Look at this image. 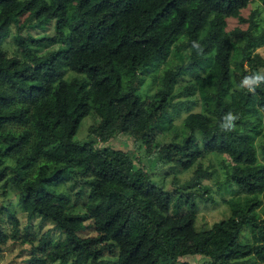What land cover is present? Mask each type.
Here are the masks:
<instances>
[{
  "label": "trees",
  "instance_id": "1",
  "mask_svg": "<svg viewBox=\"0 0 264 264\" xmlns=\"http://www.w3.org/2000/svg\"><path fill=\"white\" fill-rule=\"evenodd\" d=\"M252 1L99 0L81 10L79 0H0V181L18 192L30 221H50L60 232L31 242L27 264H97L106 254L117 264L264 263V162L256 145L264 137V26L228 29L230 18L249 20L243 10ZM52 23V36L29 38L56 48L39 54L18 36L21 56L8 55L15 25ZM164 63L172 65L152 75L150 92L143 72ZM182 95L187 101H174ZM176 102L203 110L185 117L182 141L159 142ZM90 114L97 120L90 138L77 140ZM117 133L138 137L147 153L159 150L161 162L181 172L196 167L187 186L208 172L206 154L227 156L222 163L235 188L229 216L198 229L201 191L180 195V186L170 190L137 167L136 156L95 138ZM64 185L79 186L77 199L88 188L85 211ZM1 213L12 231L0 215V251L27 242L16 211L2 206ZM87 220L93 236L79 234Z\"/></svg>",
  "mask_w": 264,
  "mask_h": 264
},
{
  "label": "rangeland",
  "instance_id": "2",
  "mask_svg": "<svg viewBox=\"0 0 264 264\" xmlns=\"http://www.w3.org/2000/svg\"><path fill=\"white\" fill-rule=\"evenodd\" d=\"M99 0H79V8L81 10H86L91 7L95 2ZM252 14L254 15L253 18ZM243 15L248 18L247 22H240L238 18H230L228 29L233 30L236 27H241L243 30H247L251 23L254 22V29H260L264 26V5L259 0H253L250 6L243 10ZM25 19V18H24ZM24 19H22L24 21ZM55 33L54 24H50L46 28H37V27H22V29L15 25L13 32L9 39L5 43V49L8 55L21 56L19 46L16 44V37L21 36L23 40L31 43L32 48L36 50L39 54H43L50 49L56 48V46H48L46 42H41L37 44L32 42L29 38L33 35L35 38L44 35H53ZM238 41V38H236ZM264 55V46L259 48V50ZM170 61V60H169ZM172 63H164L162 66L149 67L146 72L144 71L145 85L144 88L149 89L150 92L156 90V86H151V79L153 74H163L164 69L171 66ZM246 68L248 65L246 64ZM192 79L191 76H186L185 79H181L178 85L176 86V93H179L185 85L189 83ZM187 97L182 95L176 98L174 101H187ZM198 105L201 106L202 103L194 104L189 107L187 104L176 102V106L170 108V113L172 120L171 122L167 119V126L170 127L165 129H160L157 132L156 139L162 143H171L173 141H182V139L188 134V131L185 128L184 120L189 112L198 110ZM198 107V108H197ZM97 122L93 114L88 115L81 123V126L75 136L77 140H88L90 127ZM197 140L201 141L202 134L201 132H196ZM95 138L98 140V145L100 146H110L117 149H123L130 152L135 157L136 166L144 167L149 170L154 179L161 181L164 185L170 190L176 189L178 186L181 187L180 195L182 192H188L187 190H200L201 192L198 195H195L198 202L197 208V227L198 229L210 228L213 224L223 218L229 216L230 208L226 200L230 199L234 195L235 189L231 186L229 181H227V172L225 170L222 160L227 156H220L215 154H206V156L201 160L203 168L208 170V172L200 180L198 186L190 185L187 186L188 181H191L195 176L196 167L190 169L186 172H181L176 166L165 164L161 162V155L159 150H154V152L147 153L145 147L140 146V139L134 137L130 134L117 133L112 138L108 140H100L99 137ZM258 148L259 159L264 162V137H259L256 141ZM176 174V175H175ZM2 181H0V207L5 206L9 207L12 210L16 211L20 219V234L22 239H29L25 243L10 242L4 247L3 251H0V264H27V261L30 256L31 242L35 244L39 243L40 238L48 231H52V238L57 239L60 235V232L54 228V224L50 221H42L41 218H34L30 221L27 216V213L24 212L20 205L19 194L14 188H3ZM191 187V188H190ZM201 187H208L209 191L203 193ZM62 190L71 191L73 198L72 200L76 203L77 210L85 211V203L88 198V188L85 189V193L80 199L76 198V193L79 190V186H76L74 189H71L69 185L61 186ZM203 194V197L201 196ZM177 195V194H176ZM210 196L212 198H210ZM185 197V196H184ZM184 206L183 210H186ZM3 217L1 221L5 229L9 232L12 231L11 224L7 219L5 213L0 214ZM91 220L86 221L88 227L84 230L79 231L80 235H95L96 232L90 225ZM251 234L248 229L243 230L242 239L250 240ZM192 260H195L192 258ZM72 259L68 260L65 264H71ZM61 264V263H54ZM87 264H94L90 261ZM97 264H117V259L115 256L106 254ZM251 264H264L262 262H252Z\"/></svg>",
  "mask_w": 264,
  "mask_h": 264
}]
</instances>
